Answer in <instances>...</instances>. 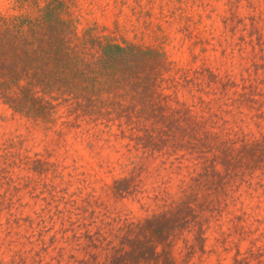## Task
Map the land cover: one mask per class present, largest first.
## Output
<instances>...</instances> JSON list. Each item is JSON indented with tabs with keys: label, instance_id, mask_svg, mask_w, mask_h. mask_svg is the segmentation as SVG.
Listing matches in <instances>:
<instances>
[{
	"label": "rangeland",
	"instance_id": "rangeland-1",
	"mask_svg": "<svg viewBox=\"0 0 264 264\" xmlns=\"http://www.w3.org/2000/svg\"><path fill=\"white\" fill-rule=\"evenodd\" d=\"M46 1L0 0V12L32 13L35 7L43 6ZM61 1L81 35L121 42L127 40L130 28H138L143 33L141 39L129 42L162 49L171 61L176 71L174 77L178 81L174 85L171 82L164 85H169L164 92L172 105L179 102L189 106L192 112L209 119L208 122H212L224 137L238 143L264 135V111L261 110L264 100L258 99L264 96V90L260 88V84L264 83L261 80L264 62H260L264 61V36L260 34V28L264 27V9L259 7L264 0H245L251 13H254L247 17L250 24L247 36L253 37L251 40L244 35H236L237 31H242L240 25L245 18L239 16L234 7L226 9L229 13L227 17L221 15L223 27L219 33L214 24H205V20L212 19L214 9L209 7L211 0H143L142 4L140 0H133L137 6L129 8L127 13L124 6L128 0ZM227 2L234 6L239 0ZM202 24L204 27H201ZM245 43L252 49V62L243 69L248 72L247 78L242 73L237 75L238 63L219 64L220 57L228 55L230 48L237 55L243 52ZM99 106L101 109L103 105ZM107 107L109 109L103 111ZM110 107L106 105L102 111L85 117L81 112L70 114L65 106H60L56 122L44 125L12 112L0 101V144L17 149L12 155L23 157L24 153L31 152L27 167L38 175L51 173L54 169L49 150L60 152L62 149H73L84 160V167L90 170L89 177L94 181L102 180L105 184L103 190L114 200L136 191L139 193L147 186L152 194L147 199L141 197L144 200L141 206L133 204L127 210L128 220L137 222L177 201L202 171V160L185 151L174 152L171 148L168 152L135 148V140L131 138L137 132L114 117ZM5 171L0 166V174ZM23 187H29L27 180ZM116 188L122 192H117ZM55 189V185L43 184L40 192H36L33 186L27 193L33 197V202L44 201L40 211L50 213L47 221L63 216L65 209L59 207V202L75 205L79 214L87 212L88 219L95 214L91 206L99 198L92 199V192L86 193L81 203L76 205L75 201L65 200L63 195L57 196ZM59 191L64 193L67 187ZM45 192L47 195H44ZM222 192L208 194L203 190L199 194V204L212 206L214 213L212 216L207 211L204 213L205 221H208L204 252H194L186 264H235L237 249L250 259L247 264H264V229L261 227L264 225V215L261 214L264 179L249 175L233 177L230 186ZM68 211L71 213L72 210ZM237 218L242 220V228L234 227ZM24 220L31 224L30 217L26 216ZM68 220L70 226L75 223L70 215ZM37 223L44 224L46 220L42 216ZM60 223L63 225L64 220L61 219ZM98 231H85L83 234L91 247L102 240ZM49 239L55 242V234ZM181 245L182 242H179L178 246ZM251 248L254 252H261L260 261L249 257L248 250ZM175 253L180 259L184 250L179 253L176 250ZM88 264H106L104 252L97 249L96 254L89 256Z\"/></svg>",
	"mask_w": 264,
	"mask_h": 264
},
{
	"label": "trees",
	"instance_id": "trees-1",
	"mask_svg": "<svg viewBox=\"0 0 264 264\" xmlns=\"http://www.w3.org/2000/svg\"><path fill=\"white\" fill-rule=\"evenodd\" d=\"M35 8L0 12V101L44 125L56 122L60 106L86 117L111 105L114 117L137 132L131 138L135 148H171L200 158L202 171L177 201L129 221L111 240L98 231L102 240L93 243L106 264H186L194 252H204V213H214L212 206L199 204V194L223 193L233 177L264 179V135L238 143L189 106L172 105L164 85L178 81L162 49L81 35L61 0ZM241 221L237 218L234 227L242 228ZM180 248L179 259L175 251ZM260 253L248 250L257 261ZM243 254L237 249L235 264L248 263Z\"/></svg>",
	"mask_w": 264,
	"mask_h": 264
},
{
	"label": "clouds",
	"instance_id": "clouds-1",
	"mask_svg": "<svg viewBox=\"0 0 264 264\" xmlns=\"http://www.w3.org/2000/svg\"><path fill=\"white\" fill-rule=\"evenodd\" d=\"M140 3L142 4L143 0H140ZM136 6L133 0H128L124 6V12L127 13L129 8ZM209 7L214 9L211 12L212 19L205 20L204 23L214 24L217 33L223 27L221 15L227 17L229 13L226 9L234 7L239 16L245 18L240 25L242 31H237L236 35H244L248 40L253 39L247 36L250 27L247 17L254 13H251L245 0H239L234 6L230 5L227 0H211ZM259 7L264 9V3H261ZM207 10L204 9V11ZM201 27L204 25L202 24ZM260 34L264 36V27L260 28ZM141 35L143 33L138 28H130L125 43L138 41ZM224 46L227 47V45ZM237 47L241 46L237 45ZM242 48L243 52L238 55L230 48L228 55L220 57L219 64L238 63L237 75L240 76L242 73L247 78L248 72L243 69L252 62L250 57L252 49L248 43L243 44ZM261 80H264V71H261ZM260 88L264 90V83L260 84ZM258 99L264 100V96ZM261 110L264 111V108ZM14 152H17V149L0 144V166L6 169L3 174H0V201L3 202L0 205V264H88L89 256L96 254L97 248L91 247L90 242L83 235L85 231L94 233L99 229L107 240H111L114 232L129 223L128 208L133 204L137 207L141 206L144 203L141 197L147 199L152 194L151 190L145 186L140 189L139 193L136 191L119 200L109 198L103 190L104 182L94 181L89 177L90 170L84 167V160L73 149H62L60 152L49 150L48 155L51 157L54 169L51 173L47 172L43 175L28 170L27 160L31 152L24 153L23 157L18 154L12 155ZM12 161H15V164H12ZM57 172L59 175H56ZM26 180L29 182L28 188L23 187ZM43 184L55 185L57 196L63 195L65 200L75 201L76 205L81 203L86 193L92 192V199L99 198V201L91 206L95 209V214L88 219L86 218L88 217L87 212L79 214L75 205L59 202V207L65 209L63 216L53 217L52 221H47L50 213L40 211L44 206V201L35 200L33 202V197L27 194L33 186L36 192H40ZM62 187H67V191L60 193L59 190ZM74 192L75 195H70ZM44 195H47V192ZM68 209L72 210L71 213ZM261 209V214L264 215V196L261 197ZM69 215L71 221H75L71 223V226L68 220ZM26 216L31 218V224L24 220ZM42 216L46 223L38 224ZM61 219L64 220L63 225L60 223ZM261 227L264 229V225ZM54 234L55 242H50L49 238Z\"/></svg>",
	"mask_w": 264,
	"mask_h": 264
}]
</instances>
